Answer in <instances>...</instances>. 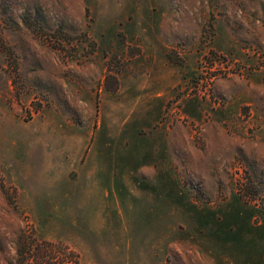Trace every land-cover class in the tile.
I'll use <instances>...</instances> for the list:
<instances>
[{
	"label": "rangeland",
	"instance_id": "obj_1",
	"mask_svg": "<svg viewBox=\"0 0 264 264\" xmlns=\"http://www.w3.org/2000/svg\"><path fill=\"white\" fill-rule=\"evenodd\" d=\"M0 264H264V0H0Z\"/></svg>",
	"mask_w": 264,
	"mask_h": 264
},
{
	"label": "built area",
	"instance_id": "obj_2",
	"mask_svg": "<svg viewBox=\"0 0 264 264\" xmlns=\"http://www.w3.org/2000/svg\"><path fill=\"white\" fill-rule=\"evenodd\" d=\"M212 70V69H211ZM213 80V76L210 75L209 78L207 79V81L210 83Z\"/></svg>",
	"mask_w": 264,
	"mask_h": 264
}]
</instances>
